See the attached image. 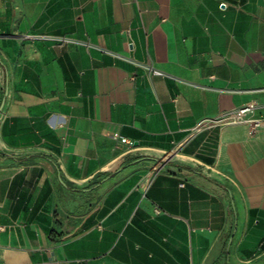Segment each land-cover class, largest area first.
<instances>
[{"label":"crops","instance_id":"0c3cea01","mask_svg":"<svg viewBox=\"0 0 264 264\" xmlns=\"http://www.w3.org/2000/svg\"><path fill=\"white\" fill-rule=\"evenodd\" d=\"M3 100L0 264H264V124L195 131L264 120V0H0Z\"/></svg>","mask_w":264,"mask_h":264},{"label":"built area","instance_id":"2783aa9c","mask_svg":"<svg viewBox=\"0 0 264 264\" xmlns=\"http://www.w3.org/2000/svg\"><path fill=\"white\" fill-rule=\"evenodd\" d=\"M153 72L156 75L161 74L157 71H153ZM257 107H258L257 102H250L239 109H235L227 113H222L215 119H207L202 121L195 129V131H200L202 127L206 126L207 124L214 123L222 127L244 126L247 128L250 134H255L264 124L263 119L254 117ZM120 142L122 144H127L128 146H132V143L127 141L126 139H121ZM161 170H162V163L161 162L156 163L152 167L150 173L145 178L146 184L150 183L152 176Z\"/></svg>","mask_w":264,"mask_h":264},{"label":"water","instance_id":"95a60500","mask_svg":"<svg viewBox=\"0 0 264 264\" xmlns=\"http://www.w3.org/2000/svg\"><path fill=\"white\" fill-rule=\"evenodd\" d=\"M3 104H4V100L2 101L1 105H0V110L2 109L3 107Z\"/></svg>","mask_w":264,"mask_h":264}]
</instances>
